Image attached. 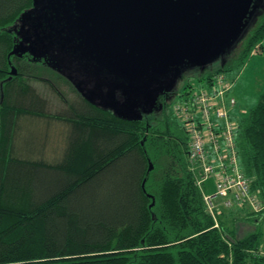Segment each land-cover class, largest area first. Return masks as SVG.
I'll return each instance as SVG.
<instances>
[{"label":"trees","instance_id":"obj_1","mask_svg":"<svg viewBox=\"0 0 264 264\" xmlns=\"http://www.w3.org/2000/svg\"><path fill=\"white\" fill-rule=\"evenodd\" d=\"M33 9L34 0H0V264H264V212L235 208L214 219L206 211L209 180L189 163L187 137L165 109L167 93L159 116L120 117L83 97L51 68L56 60L12 54L21 16ZM253 51H264V16L239 51L201 80L241 68ZM52 75L73 101L60 96ZM41 83L64 103L57 114L46 111ZM229 111L240 172L264 203V84L247 114ZM32 121L46 132L50 123L63 125L57 162L43 153L18 156L15 140L39 125ZM242 224L254 229L240 235Z\"/></svg>","mask_w":264,"mask_h":264},{"label":"water","instance_id":"obj_2","mask_svg":"<svg viewBox=\"0 0 264 264\" xmlns=\"http://www.w3.org/2000/svg\"><path fill=\"white\" fill-rule=\"evenodd\" d=\"M262 3L263 0H34V9L21 16V41L12 54L28 52L35 59L56 60L51 66L56 71L65 55L85 65L90 63V67L103 70L108 81L109 86L102 87L101 94L124 90L131 114L136 117L137 107L147 106L152 98L172 91L185 71L205 69L222 61ZM37 10H44L40 18L45 24L31 23L36 32L35 40H31L25 27ZM55 34L62 48L75 41L76 49L68 48L70 54L54 49ZM158 83L165 86L158 90ZM73 85L87 98L79 84ZM95 85L99 87L96 81Z\"/></svg>","mask_w":264,"mask_h":264},{"label":"rangeland","instance_id":"obj_3","mask_svg":"<svg viewBox=\"0 0 264 264\" xmlns=\"http://www.w3.org/2000/svg\"><path fill=\"white\" fill-rule=\"evenodd\" d=\"M263 16H264V0L261 6L257 9L254 17L252 18L251 22L249 23L247 29L245 30L241 38L237 41V43L233 46V48L227 54L224 55L222 61L226 60L228 57L234 56L239 51L245 38L258 25V22ZM22 24H24V22ZM20 28H21V24H20ZM74 59H71L69 56L65 55V57L62 59V63H57V67H59V70L58 69L57 70L58 71L61 70V74L65 80H68L69 82L74 81V83L79 84L80 91H82L81 93L83 95L84 94L87 95L86 96L87 98L94 101L100 107L110 110L111 112L115 113L120 117L129 118L133 116L131 114L129 99L125 94L124 90H114L110 92L105 91L103 94H101L103 92L101 88L105 87V85L109 86L107 83L108 81L103 73V70L100 71L94 69L93 67L89 66L90 63L85 65L84 61L82 60L75 61ZM64 61H66V63H63ZM222 61H218L213 65H209L205 69H191L185 71L182 74V77L176 81L175 85L172 88V91L167 93V96H165L166 104H167L165 109L168 115H171L172 113L171 112L172 104L176 99L177 93L181 92L180 94H183L187 92V90H185L184 87L187 86L188 84L191 85L193 91L201 88H206V84H205L206 80H201V78L214 66L217 67L218 66L217 64L222 65ZM84 67L87 69L84 70L85 69ZM225 74L233 83L232 91L230 93V98H234L235 105L231 109L234 111V114L237 116L247 114L248 111L251 108H253L258 102L264 84V51L260 54H258V52L253 51L251 53V57L249 58V60L241 68L232 71H227L225 72ZM53 76L54 75L50 76L51 78L48 79H50V82L54 84L58 92L60 91L59 93L60 96H62L67 101L68 100L73 101L76 95L71 91L70 87L67 84H65L63 81L58 82L55 76L54 77ZM95 81L98 82L99 84L98 88L95 85ZM74 83H72V85ZM32 85L35 86V84ZM37 85L38 86L35 87L40 93V96L45 100L46 103L45 109L47 112L57 114L58 113L57 111L64 109L65 107L64 103L55 94V92H51L48 89L47 85L42 86L43 85L42 83ZM164 86H165L164 83H158L156 85L158 90H160ZM97 93L98 94L100 93V95L96 96L97 98H92L93 95ZM160 96H162V94H159L157 97L152 98L150 104H148L147 106L144 105L143 107L142 106L137 107L136 117L143 120L150 115L154 117L159 116L161 114V111L164 109L163 103L159 102ZM32 122L33 124L39 123V125L36 126L30 125L29 127L24 128L25 129L24 132L21 133L20 136L18 135L15 140V149L18 156L22 158H28L32 156L34 153L35 154L43 153V154H47L45 157L49 158L48 161L57 162L61 158L62 155L61 151L63 149L62 147L65 143L64 138H62L63 136L61 132L62 129L60 128L63 125H59L60 126L59 127L56 124L50 123V125L48 124L49 129H47V131L49 132H46V129L43 128L44 126L42 127V125H40L41 123L39 121H32ZM58 132L61 133L59 135H56L57 139L53 138L55 137L53 133H58ZM46 135L48 136L46 137ZM49 141H52L53 145L59 143L61 146L55 145L52 148L49 145L46 146L45 144H49L46 142ZM41 146L44 147L43 149L46 150V151L44 150L45 152L42 151L43 149L41 148ZM51 150L54 153L57 152V150H59V152H57V154H52ZM43 154L41 155L43 156ZM33 157H36V155ZM212 183L214 185V179L212 181L209 180L205 184L206 192L211 193L213 191ZM238 228L240 235H243L254 229L253 226L249 224L239 225Z\"/></svg>","mask_w":264,"mask_h":264},{"label":"built area","instance_id":"obj_4","mask_svg":"<svg viewBox=\"0 0 264 264\" xmlns=\"http://www.w3.org/2000/svg\"><path fill=\"white\" fill-rule=\"evenodd\" d=\"M206 88L178 92L171 114L182 127L188 142V160L202 181L214 179V192L203 195L206 211L218 214L247 207L252 213L264 212V203L249 190L240 172L235 149L234 126L229 109L233 83L225 73L205 81Z\"/></svg>","mask_w":264,"mask_h":264},{"label":"flooded vegetation","instance_id":"obj_5","mask_svg":"<svg viewBox=\"0 0 264 264\" xmlns=\"http://www.w3.org/2000/svg\"><path fill=\"white\" fill-rule=\"evenodd\" d=\"M44 11V10H43ZM43 11L42 10H37V11H35V12H33L32 14H31V17H29V20H28V22H29V24L25 27V31L29 34L28 36H30V39L32 40L33 38H34V36H36V32H34V30H33V28H32V25H31V23H34V22H37V24L38 25H41L42 26V23H44L45 24V22H44V20L43 21H41L42 19L40 18L42 15H43ZM40 31H42L41 29H40ZM46 32H47V34L48 35H50V32H49V29H47L46 30ZM38 33V32H37ZM42 33V32H41ZM32 37V38H31ZM39 37H41V38H43L42 37V35H39ZM57 38H58V40H57ZM53 40H54V44H55V48L54 49H57L58 50V48H61L62 49V51H61V53H69L70 54V50H68V48H70V49H76V48H74L76 45H77V42H75V41H73L72 43H70V44H66V45H64L65 46V48H62V44H60L61 42V40H60V37L58 36V35H53V38H52ZM33 40H35V38L33 39Z\"/></svg>","mask_w":264,"mask_h":264}]
</instances>
